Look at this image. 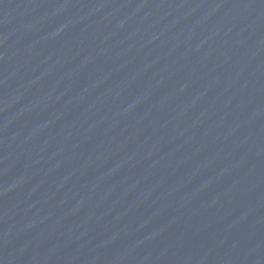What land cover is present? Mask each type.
Masks as SVG:
<instances>
[{
	"label": "water",
	"instance_id": "1",
	"mask_svg": "<svg viewBox=\"0 0 264 264\" xmlns=\"http://www.w3.org/2000/svg\"><path fill=\"white\" fill-rule=\"evenodd\" d=\"M0 264H264V0H0Z\"/></svg>",
	"mask_w": 264,
	"mask_h": 264
}]
</instances>
